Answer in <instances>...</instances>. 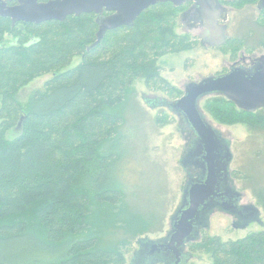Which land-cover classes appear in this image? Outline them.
Masks as SVG:
<instances>
[{"label": "trees", "instance_id": "1", "mask_svg": "<svg viewBox=\"0 0 264 264\" xmlns=\"http://www.w3.org/2000/svg\"><path fill=\"white\" fill-rule=\"evenodd\" d=\"M151 7L93 47L94 14L39 24L0 15V264H125L134 232L150 224L126 207L132 146L123 130L133 79L165 83L152 58L170 47L169 27L167 18L157 28L144 16ZM75 56L80 62L69 67ZM47 73L21 103L19 91ZM205 109L222 122L261 117L224 97ZM250 123L260 128L264 120ZM252 192L264 209V189ZM130 221L133 232L112 240V228ZM187 245L209 252L211 264H264V230L226 241L206 235Z\"/></svg>", "mask_w": 264, "mask_h": 264}, {"label": "rangeland", "instance_id": "2", "mask_svg": "<svg viewBox=\"0 0 264 264\" xmlns=\"http://www.w3.org/2000/svg\"><path fill=\"white\" fill-rule=\"evenodd\" d=\"M256 2L257 0H239L227 5L226 33L230 41L237 42L234 47L226 43L223 46H211L195 35L193 28H190L196 26L190 18V3L177 8H172L171 4L160 8L157 5L144 13L146 18L153 19L155 27L161 17L165 20L167 18L170 47L182 41L188 45L187 48L180 49L164 48L163 53L152 58L153 67L157 68L165 83L158 84L156 79L147 81L145 77L134 78L126 95L123 131H130L132 148L125 169V203L127 210L132 213L143 212L142 216L150 224L147 228L134 232L130 239V250L124 253L125 264H148L149 261L145 259L149 260V257L144 253L146 248L142 241L156 240L166 235L170 228V217L179 205L183 187L192 173V167L180 164L182 156L190 148V130L179 114L155 105L152 101L176 98L177 95L167 92L168 85L176 88L181 95L186 83L227 71L235 54L240 55L243 50L248 54L247 57L264 54V18L260 19L258 16ZM161 34L164 36L163 32ZM79 62L80 58L75 56L69 67L76 66ZM50 75H41L26 84L18 94L21 103H25L30 93L40 88ZM215 97L227 100L223 95H207L199 101V108L207 121L230 142L233 154L229 164L232 178L230 185L241 192L239 203L249 207L243 212L245 215L250 213L251 217L238 218L214 208L208 214V227L200 232L193 243L200 242L206 235L218 236L226 241L264 230V209L252 192L253 188L264 189V124L260 128H250L253 125L250 122L264 120V107L250 112L260 114V118L244 117L243 120L222 122L205 109L207 102ZM120 165L123 168L124 162L121 161ZM155 221L157 222L154 224ZM123 225L112 228V240L126 238L133 232L131 221ZM186 250L191 253L187 264H211L213 261L211 254L205 250H191L189 245ZM152 264L170 263L154 261Z\"/></svg>", "mask_w": 264, "mask_h": 264}, {"label": "water", "instance_id": "3", "mask_svg": "<svg viewBox=\"0 0 264 264\" xmlns=\"http://www.w3.org/2000/svg\"><path fill=\"white\" fill-rule=\"evenodd\" d=\"M187 0H54L45 4L24 0L20 6L6 7L0 0V15L10 17L12 24L18 21L40 23L49 20L61 21L67 14L101 12V6L114 9L116 14L98 19L100 24L93 47L109 29L131 26L134 20L151 5L171 2L178 6ZM194 1L199 14L201 38L211 46H220L226 40L225 25L218 24L223 6L218 0ZM235 1V0H224ZM264 7V0L259 1ZM223 95L236 107L252 111L264 107V54L254 58L251 67L231 66L228 71L208 75L199 81L185 84L178 98L155 99L153 104L163 106L179 114L186 127L193 132L187 153L182 156L183 167L194 165L200 169L196 177L185 183L180 203L170 217V228L166 235L156 240L142 241L146 251L145 259L166 261L170 264H187L191 253L186 250L190 242L200 236L201 228L208 227V214L214 208L235 214L246 206L240 205L241 192L231 186L229 164L233 159L230 142L214 128L199 108V101L207 95ZM255 212V211H254ZM140 264V263H139Z\"/></svg>", "mask_w": 264, "mask_h": 264}, {"label": "flooded vegetation", "instance_id": "4", "mask_svg": "<svg viewBox=\"0 0 264 264\" xmlns=\"http://www.w3.org/2000/svg\"><path fill=\"white\" fill-rule=\"evenodd\" d=\"M22 1H24V0H22ZM34 1H36V3H39V4H45V3H48V2H51V1H54V0H34ZM219 1V3L223 6V9H222V11H221V13H220V16H219V18H218V24L219 25H225V31L227 32V25H226V14H227V5H229V4H231V3H234V2H236V1H239V0H235V1H224V0H218ZM259 1L260 0H257V2H256V8H257V12H258V16H260V19H263L264 18V7H261V8H259ZM22 3L23 2H21V0H5V6L6 7H13V6H20V5H22ZM167 4V3H169V4H171L173 7H179V6H181V5H183V4H185V3H190L191 4V9L189 10V13H190V18H191V20H192V22L196 25L195 27H190V28H193V32H194V34L196 35H198L199 37H200V34H201V31H202V29H201V24H200V22H199V14H198V12H197V10L194 8V1H185V2H183L182 4H180V5H178V6H175V5H173L171 2H161V3H157V4H155V5H158V4ZM155 5H151V6H155ZM151 6H149V7H151ZM148 7V8H149ZM148 8H146V9H148ZM142 13V12H141ZM81 14H94V19H95V21H96V23H97V26H98V28H97V31H96V33H95V41H96V34H97V32H98V30H99V26H100V24H99V22H98V19L99 18H102V17H108V16H110V15H113V14H116V11L114 10V9H107V7H106V5H102L101 6V12H81V13H79V14H75V13H71V14H67L66 16H65V18H67V17H69V16H72V15H75V16H78V15H81ZM4 17H7V16H4ZM9 19H10V17H8ZM10 21H11V19H10ZM50 21H58V20H49V21H43V22H50ZM135 21V20H134ZM43 22H40V23H43ZM222 22H224V23H222ZM12 23V22H11ZM16 23H34V24H39V23H35V22H25V21H18V22H16ZM121 27H126V26H120V27H118V28H121ZM118 28H114V29H109V30H107L105 33H104V35H103V37L105 36V34L107 33V32H109V31H111V30H115V29H118ZM264 36V35H263ZM102 37V38H103ZM101 38V39H102ZM201 38V37H200ZM204 42H207L208 43V41H206L205 40V38H201ZM229 39V37L227 36V33H226V40H225V42L222 44V45H220V46H223L225 43H226V41ZM94 41V42H95ZM209 44V43H208ZM264 44V43H263ZM244 46L246 47V44H244ZM263 47H264V45H262ZM241 55V56H240ZM240 55H236L235 54V59H233V61H232V64H230V66L228 67V70H229V68L231 67V66H243V67H245V68H249V67H251V63H252V60H254V58H256V57H258V56H260V55H258V56H256V55H254V56H246V55H248L247 53H245V50H243L242 52H241V54ZM230 59V58H229ZM227 70V71H228ZM226 72V71H225ZM221 73H224V72H221ZM221 73H218V74H221ZM261 108H263V107H260V108H257V109H261ZM190 133H191V135H192V139H191V141H190V146H191V143H192V141L195 139V135L193 134V132L192 131H190ZM188 166H190V167H192L191 168V171H192V173H190V176L191 177H196L198 174H199V172H200V169L199 168H197V167H195L194 165H188ZM232 179V178H231ZM249 208V207H248ZM247 207L246 208H244L243 210H246V209H248ZM215 209H219V208H215ZM221 210V209H220ZM243 210L241 211H239L238 213H235V214H233V215H235L236 217H251V214L250 213H247L246 215L244 214L245 212H243ZM223 211V210H222ZM225 212V211H224ZM227 213V212H226ZM231 214V213H230ZM205 228H201V230H200V232L202 231V230H204Z\"/></svg>", "mask_w": 264, "mask_h": 264}]
</instances>
